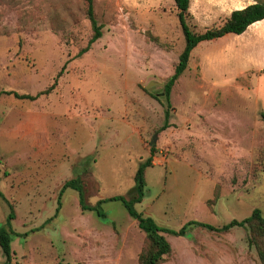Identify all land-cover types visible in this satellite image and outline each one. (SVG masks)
Wrapping results in <instances>:
<instances>
[{"label": "rangeland", "instance_id": "obj_1", "mask_svg": "<svg viewBox=\"0 0 264 264\" xmlns=\"http://www.w3.org/2000/svg\"><path fill=\"white\" fill-rule=\"evenodd\" d=\"M253 2L191 0L193 23L204 31ZM87 8V0H0V225L13 207L20 233L11 264H139L146 234L109 198L134 186L152 145L139 211L173 229L222 225L255 208L264 215L263 25L200 42L160 130L164 84L185 46L174 0H94L103 35L81 54L94 32ZM229 43L239 45L224 53ZM52 84L34 100L14 95ZM78 175L83 203L105 199L108 218L83 210L72 188L52 218L63 183ZM166 236L172 252L159 264H262L245 227Z\"/></svg>", "mask_w": 264, "mask_h": 264}, {"label": "trees", "instance_id": "obj_2", "mask_svg": "<svg viewBox=\"0 0 264 264\" xmlns=\"http://www.w3.org/2000/svg\"><path fill=\"white\" fill-rule=\"evenodd\" d=\"M87 1V14L94 32L88 42V45L80 51L81 54L88 51L92 43L103 35L102 25L98 22L95 15L94 0ZM174 2L177 9L176 15L184 34L185 46L179 54L178 63L175 66L173 74L164 84L163 91L167 102V109L165 112V123L160 130L165 129L169 125V119L171 117L169 107L171 105L170 99L173 86L178 81L181 74L187 69L192 51L198 46V44L202 41L221 38L231 33L238 35L242 34L250 25L264 19V0H254L253 3H250L243 8L234 9L220 24L207 27L204 31H197V25L193 23L194 16L190 10L191 0H174ZM62 72L63 69H61L58 73V76H60ZM54 84L36 95L26 93H14V95L23 99L27 98L34 100L42 93L50 92V90L54 87ZM261 116L264 120V112L261 113ZM150 152V156L146 160L140 162L134 175V186L128 191V193L126 195H116L109 198V200L122 201L130 216L137 220L138 226L146 234L145 245L139 254V264H159L164 261L166 256L172 252V245L166 234L186 236L188 229L194 226L203 227L216 232H225L236 226L247 228L249 233V242L256 248L259 259L261 263L264 264V215L261 208H255L250 215L243 219L234 218L222 225H214L200 220H189L179 229H173L162 225L153 216L148 215L143 211H139L136 208V205L140 204L146 195L148 186L146 180V169L153 165V156L156 152V147L152 145ZM84 186V180L79 175L66 180L59 191L58 207L52 218L57 216L61 209L63 194L67 189L71 188L78 191L81 205H83V210L94 212L100 219L108 218V214L103 208V203L106 201L105 199H100L97 203L91 205L83 203L86 197ZM0 195H2L1 191ZM15 217V210L12 207L6 217L5 223L0 225V247L5 256L3 264H11L14 259V251L11 245L12 237L13 235L20 234L13 228L12 221ZM52 218H50V220Z\"/></svg>", "mask_w": 264, "mask_h": 264}, {"label": "crops", "instance_id": "obj_3", "mask_svg": "<svg viewBox=\"0 0 264 264\" xmlns=\"http://www.w3.org/2000/svg\"><path fill=\"white\" fill-rule=\"evenodd\" d=\"M230 15V14H229ZM228 15V16H229ZM262 24L263 26H262V30L260 31V32H258L257 33V38H259V37H264V19L263 20H260V21H257V22H255V23H253L252 25H254V24ZM252 25H250L249 27H248V29L249 28H251L252 27ZM248 29L244 32V33H246L247 31H248ZM244 33H242V34H233V35H235V36H238L239 38L244 34ZM232 34V33H231ZM229 35L230 34H227V35H225L224 37L225 38H228L229 37ZM224 37H221V38H224ZM217 39H219V38H217ZM214 40H216V39H213V40H209V41H214ZM207 41V40H206ZM200 44V43H199ZM198 44V45H199ZM233 45H234V43H233ZM233 45H230V43H229V45L228 46H226L225 47V49H224V53H226L230 48L232 49L233 47ZM239 44H237V43H235V45H234V47H236V46H238ZM198 47V46H197ZM196 47V48H197ZM195 48V49H196ZM193 52V51H192ZM203 60L204 61H207V57H206V55H203ZM260 61V62H259ZM260 65H261V67H262V70H263V72H264V59L262 58V57H260L259 58V60L257 61Z\"/></svg>", "mask_w": 264, "mask_h": 264}, {"label": "water", "instance_id": "obj_4", "mask_svg": "<svg viewBox=\"0 0 264 264\" xmlns=\"http://www.w3.org/2000/svg\"><path fill=\"white\" fill-rule=\"evenodd\" d=\"M154 83H158L157 81H154ZM157 135L154 136L153 142H155Z\"/></svg>", "mask_w": 264, "mask_h": 264}]
</instances>
